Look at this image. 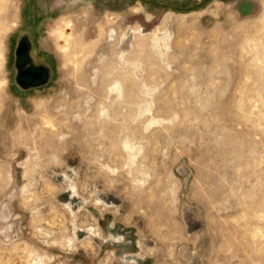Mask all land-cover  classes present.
Returning a JSON list of instances; mask_svg holds the SVG:
<instances>
[{"label":"rangeland","instance_id":"1","mask_svg":"<svg viewBox=\"0 0 264 264\" xmlns=\"http://www.w3.org/2000/svg\"><path fill=\"white\" fill-rule=\"evenodd\" d=\"M46 86L0 0V264H264V0H38Z\"/></svg>","mask_w":264,"mask_h":264},{"label":"flooded vegetation","instance_id":"2","mask_svg":"<svg viewBox=\"0 0 264 264\" xmlns=\"http://www.w3.org/2000/svg\"><path fill=\"white\" fill-rule=\"evenodd\" d=\"M28 16V29L17 41L13 52V82L24 91L49 84L53 78V58L47 51L36 44L35 13L38 0H25Z\"/></svg>","mask_w":264,"mask_h":264}]
</instances>
